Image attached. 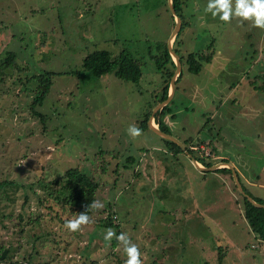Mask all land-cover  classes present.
I'll use <instances>...</instances> for the list:
<instances>
[{
    "label": "rangeland",
    "instance_id": "374dc122",
    "mask_svg": "<svg viewBox=\"0 0 264 264\" xmlns=\"http://www.w3.org/2000/svg\"><path fill=\"white\" fill-rule=\"evenodd\" d=\"M182 1L175 48L183 62L162 121L182 143H197L196 158L203 154L212 165L226 158L247 192L264 201V29L214 18L205 12L208 0ZM174 26L167 0H0L6 264H124L117 240L104 239L108 228L129 235L143 264H264V245L244 217L233 178L198 171L185 152L170 153L141 127L165 82L152 56ZM95 50L129 52L139 81L92 76L82 64ZM10 52L13 63H3ZM190 53L209 55L198 73L188 70ZM49 76L50 90L35 107L42 121L31 103ZM130 125L142 134L131 138ZM69 168L99 183L95 201L104 205L75 233L64 224L76 213L60 205Z\"/></svg>",
    "mask_w": 264,
    "mask_h": 264
},
{
    "label": "trees",
    "instance_id": "16d2710c",
    "mask_svg": "<svg viewBox=\"0 0 264 264\" xmlns=\"http://www.w3.org/2000/svg\"><path fill=\"white\" fill-rule=\"evenodd\" d=\"M182 2H183L182 0H172V4L176 10V13L178 16H180L181 20H182V16L180 15V9H181ZM182 25H183V21H182L181 27ZM178 36H179V33L174 38L173 50L178 55L179 60L182 64L183 58L179 54L178 50L175 48V44L177 42ZM158 47L160 48L159 53L158 55L152 56V59L154 60L156 68L161 73L162 78L164 79L165 82L160 90V94L154 100L153 105L166 99L168 95L170 79L175 69V63L167 49V44L162 43L158 45ZM14 57H15V54L13 52L8 53L3 63H6V64L13 63ZM207 58H209V55H205V54L199 55V54H193V53L188 54L185 59V62L188 66V70L193 73H198L201 70L202 62L205 61ZM15 65L17 66L16 63ZM82 65L94 77H100L102 75L113 73L119 79L136 83L139 81L140 76H141L140 65L138 64L135 57H133V55H131L126 50H122L116 56H112L111 53L107 50H95L87 54L84 57ZM180 74L178 75L176 82L178 81ZM49 75L51 74L49 73ZM49 78L50 76L47 78V80L45 81L43 85L41 84V89H39L38 94L36 95V97L33 99L31 103V109H32L33 114L39 117L42 121H44L45 116L42 113L38 112L35 107L40 106L42 104L46 94L50 90L51 81ZM150 114H151V107L147 112H145L144 118L141 121V127L148 129L147 121H148ZM167 114H170V108L168 104L162 107L160 110H158L154 115V121L157 124L158 128L163 130L166 133H168V131L165 128V125L162 121V117L166 116ZM172 116L173 115H171V117ZM161 139L165 142L166 148L170 151V153L175 154L176 152H184L174 142L166 140L164 138H161ZM183 144L186 146L188 151L193 155V151H194L193 147L196 146L194 144H197V143L196 142L193 143V139L189 138L188 140H185ZM193 157L198 162L202 163L204 166H211L213 163L210 161H206L205 156L196 158L193 155ZM130 159L132 158L127 159L128 164L133 163V160H130ZM221 161L228 162L227 160H221ZM213 171L214 172H218V171L226 172L230 175V177H232L231 170L224 166L216 168ZM63 178L64 180L62 182L63 183L62 187L66 188L69 191V194L67 196L62 197V199H60L61 208L64 209V211H67V212L69 211L71 213L73 212L76 214L85 212L87 207L93 201H95V195L99 188V183L77 168L67 169L63 174ZM238 178H239V175H238ZM55 183L59 184V181L56 180ZM244 190L246 191V193H248L245 188ZM248 195H250V197H252L255 201L261 204H264L263 200L259 198H255L249 193ZM242 198H243L244 217L247 220L251 231L255 234V236L260 241L264 242V208H259V207L252 205L244 196H242ZM91 212H92V209L89 208L87 210V214L90 215ZM113 219H114V216H112V212H111V214L108 217L102 220L103 225L105 227L112 226ZM4 249L5 247L0 245V255ZM6 259L0 260V264H6Z\"/></svg>",
    "mask_w": 264,
    "mask_h": 264
},
{
    "label": "clouds",
    "instance_id": "9594fccd",
    "mask_svg": "<svg viewBox=\"0 0 264 264\" xmlns=\"http://www.w3.org/2000/svg\"><path fill=\"white\" fill-rule=\"evenodd\" d=\"M205 12H210L214 18L218 16L220 21L225 23H230L235 17L242 21H250L253 27L264 29V0H208ZM127 133L133 139L142 134L141 130L134 125L129 126ZM103 207L100 201H93L85 212L76 214L72 219L67 220L64 227L73 233L81 231L83 226L93 223L87 210L89 208L98 210ZM105 232V240L111 241L115 238L118 246L122 247L127 257L124 264H143L142 253L138 245L132 242L127 233L121 232L117 235L112 228L106 229Z\"/></svg>",
    "mask_w": 264,
    "mask_h": 264
},
{
    "label": "water",
    "instance_id": "95a60500",
    "mask_svg": "<svg viewBox=\"0 0 264 264\" xmlns=\"http://www.w3.org/2000/svg\"><path fill=\"white\" fill-rule=\"evenodd\" d=\"M167 3H168V6H169L171 13L173 14V16L175 18L174 30L171 32V34L167 40V49H168V51H169L170 55L172 56V59L175 63V71H174V73L170 79L169 91H168V95H167L166 99L157 103L156 106L152 109L151 114H150L148 121H147V126L152 132H154L159 137L164 138V139L169 140V141H172L175 144H177L185 152V154L190 158L191 162L193 163L195 168H197L198 170L213 171L216 168H219L220 166H226L227 168H229L231 170V175H232L233 181L235 183V186L239 190V192L242 194V196H244L252 205L259 207V208H264V204H261V203L255 201L252 197H250L245 192V190H244V188H243V186H242V184L238 178L237 171L233 168V166L230 163L218 162V163L213 164L211 166H201L198 164L197 160L193 157V155L188 151L186 146L178 138H176L173 135L166 133L163 130L159 129L157 125H153L155 113L158 110H160L162 107L167 105L173 97L174 90H175V82H176L178 75L180 74L181 66H182L181 62L179 60V57L176 54V52L173 50V46H172L173 40L180 30L182 21H181L180 16H178L176 13V10L172 4V0H167ZM6 254H7V249H4L0 255V260H3L6 256Z\"/></svg>",
    "mask_w": 264,
    "mask_h": 264
},
{
    "label": "crops",
    "instance_id": "0c3cea01",
    "mask_svg": "<svg viewBox=\"0 0 264 264\" xmlns=\"http://www.w3.org/2000/svg\"><path fill=\"white\" fill-rule=\"evenodd\" d=\"M201 143H203V145H201L202 147L203 146H205V148H206V152H209L208 151V148H207V145H206V143H205V141H200ZM203 156V154L201 155V154H199V157H202ZM208 156H211V154H209ZM206 161H209V159H205ZM221 160H227L226 158H223V159H221ZM228 161V160H227ZM198 162V161H197ZM220 162H222V161H220ZM198 164L199 165H201V166H204L202 163H200V162H198ZM232 165V164H231ZM233 166V165H232ZM197 169V168H196ZM198 170V169H197ZM198 171H201V170H198ZM202 173H206V172H208V171H201ZM215 173H217V172H215ZM238 175H239V173H238ZM262 244L264 245V242H262Z\"/></svg>",
    "mask_w": 264,
    "mask_h": 264
},
{
    "label": "bare ground",
    "instance_id": "6f19581e",
    "mask_svg": "<svg viewBox=\"0 0 264 264\" xmlns=\"http://www.w3.org/2000/svg\"><path fill=\"white\" fill-rule=\"evenodd\" d=\"M153 125H155V123H153Z\"/></svg>",
    "mask_w": 264,
    "mask_h": 264
}]
</instances>
